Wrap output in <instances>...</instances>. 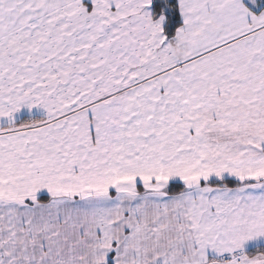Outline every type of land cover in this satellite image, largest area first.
Returning a JSON list of instances; mask_svg holds the SVG:
<instances>
[{
    "label": "snow or ice",
    "instance_id": "1",
    "mask_svg": "<svg viewBox=\"0 0 264 264\" xmlns=\"http://www.w3.org/2000/svg\"><path fill=\"white\" fill-rule=\"evenodd\" d=\"M0 264H264V0H0Z\"/></svg>",
    "mask_w": 264,
    "mask_h": 264
}]
</instances>
